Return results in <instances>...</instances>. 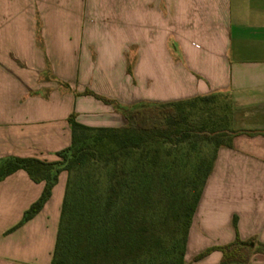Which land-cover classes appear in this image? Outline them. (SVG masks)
<instances>
[{
  "label": "crops",
  "instance_id": "crops-1",
  "mask_svg": "<svg viewBox=\"0 0 264 264\" xmlns=\"http://www.w3.org/2000/svg\"><path fill=\"white\" fill-rule=\"evenodd\" d=\"M85 91L127 108L222 93L231 129L264 131V0H0V159L58 161L72 114L88 127L125 125ZM66 184L63 172L41 212L6 234L45 185L24 171L0 183V264L52 263ZM237 237L264 244L263 135L218 150L186 262L220 264V252L194 259Z\"/></svg>",
  "mask_w": 264,
  "mask_h": 264
},
{
  "label": "trees",
  "instance_id": "trees-1",
  "mask_svg": "<svg viewBox=\"0 0 264 264\" xmlns=\"http://www.w3.org/2000/svg\"><path fill=\"white\" fill-rule=\"evenodd\" d=\"M82 95L112 105L126 124L93 128L72 114V143L57 153L58 161L0 159V183L24 171L34 183L45 185L41 197L6 234L41 212L66 172L51 264H190L185 260L188 235L218 150L232 148L238 135L264 136V131L231 129V100L222 93L133 108L91 91ZM220 98L229 112L218 121L212 116L193 120L187 112L197 103ZM203 142L213 145L210 159L196 149ZM214 252L222 254L220 264H250L254 254L264 255V244L237 237L229 245L205 250L194 262Z\"/></svg>",
  "mask_w": 264,
  "mask_h": 264
},
{
  "label": "rangeland",
  "instance_id": "rangeland-1",
  "mask_svg": "<svg viewBox=\"0 0 264 264\" xmlns=\"http://www.w3.org/2000/svg\"><path fill=\"white\" fill-rule=\"evenodd\" d=\"M227 104V101L224 99H218L216 102H208L206 104H199L192 106L191 111L188 109L187 112H191V117L193 120L203 121L205 119H209L211 116L215 121H218L219 118H222L224 114L229 112L227 108L224 106ZM210 120V119H209ZM126 124V123H125ZM197 151L200 150L202 157L210 159L213 154V145L207 143H199L196 148ZM195 161V160H193ZM68 180V174H67ZM186 260V258H185Z\"/></svg>",
  "mask_w": 264,
  "mask_h": 264
}]
</instances>
